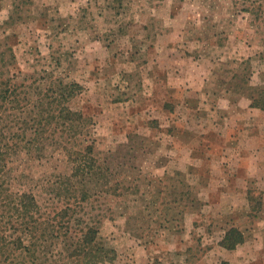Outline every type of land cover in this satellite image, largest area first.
<instances>
[{"label":"rangeland","instance_id":"obj_1","mask_svg":"<svg viewBox=\"0 0 264 264\" xmlns=\"http://www.w3.org/2000/svg\"><path fill=\"white\" fill-rule=\"evenodd\" d=\"M166 33L165 38L184 40L180 44L190 49L184 57L211 71L212 90H229L235 100L238 93H252L250 86L264 87V0H0V83L13 75L19 83L27 77L26 83L48 90L77 82L83 91L67 105L82 112L86 124L71 132L53 127L40 144L28 143L31 132L24 137V127L15 125L13 132L26 140H7L13 145L0 167V186L4 196L33 194L52 216L67 206L77 210L81 227H99L104 244L116 250V260L104 264H245L250 253L218 246L226 228L220 218L218 224L205 219L211 211L203 190L206 167L201 163L199 171L171 155L172 140L163 133L172 129V118L188 113L178 107L171 114L175 106H163L161 77L168 70L165 60L153 62V47ZM155 83L158 96L145 97L155 93ZM161 136L168 143L158 141ZM91 142L99 164L111 169L101 180L73 176L76 155L70 153L83 152ZM166 165L167 182L196 204L182 224L161 229L159 214L148 208L159 201L158 185L149 184L166 178L157 170ZM119 185L130 190L115 192ZM253 192L257 204L263 196ZM165 200L173 199L160 196ZM21 258L0 256V264Z\"/></svg>","mask_w":264,"mask_h":264},{"label":"trees","instance_id":"obj_2","mask_svg":"<svg viewBox=\"0 0 264 264\" xmlns=\"http://www.w3.org/2000/svg\"><path fill=\"white\" fill-rule=\"evenodd\" d=\"M18 78L19 75H13L0 83V167L4 165L6 156L10 148L12 149L13 144H9L7 140H26L13 132L15 125L20 130L22 126L24 127L22 130L24 137L31 132L34 138L27 140L30 144L43 142L45 140L43 133L53 127L55 130L64 129L71 132L73 128L86 126L84 114L73 111L67 105L83 91L79 83L62 82L59 88L48 90L26 83L27 77L24 82L19 83ZM249 89L252 91L248 93L252 105L264 110V87L250 86ZM5 116L10 119L9 122ZM16 136L18 138H14ZM91 143L85 146L83 152L77 150L70 153V157L76 155L74 163L77 166L73 176L101 180L111 169L109 167L105 169L99 164L94 142ZM53 145H62V142L54 141ZM64 148L67 149L66 146ZM154 184L158 185L159 201L155 198L154 203L148 208H153L154 212L159 214L158 227L162 229L168 225L182 224L186 210L190 205L196 204L195 198L189 199L186 197L188 193L177 191L179 189L176 186L164 184V179L151 181L149 187ZM183 186L185 190L187 189L186 192L192 193L193 189L190 186ZM119 190L129 191L130 188L122 189L119 185L114 189L115 192ZM3 193L0 186V256L5 260L8 255L22 256L20 261L10 260V264H104L116 260V250L104 244L99 227L89 224L81 227L83 220L71 206L52 216L43 211L37 198L31 193L25 192L18 197L9 194L4 196ZM253 194L254 192L250 191L252 204L255 203ZM162 195H169L173 200L160 202ZM88 197L87 189L83 191L82 200L86 202ZM254 205L252 210L258 212L263 202L260 199ZM245 241L243 232L233 227L227 231L220 245L228 250H236ZM221 264L230 263L223 261Z\"/></svg>","mask_w":264,"mask_h":264},{"label":"crops","instance_id":"obj_3","mask_svg":"<svg viewBox=\"0 0 264 264\" xmlns=\"http://www.w3.org/2000/svg\"><path fill=\"white\" fill-rule=\"evenodd\" d=\"M166 35L170 34L162 35L153 47L156 57V62L155 58L153 62L157 64L165 60L168 70L161 77L166 90V95L162 94L165 97L163 106L166 108L168 103L174 105L171 114H175L178 107H184L183 110L188 112L183 114V118H172L169 122L172 129L163 132L172 140L170 153L178 160L198 167L199 171L206 167L204 173L209 181L203 190H206V201L209 202L206 206L211 211L205 219L212 223L220 218L219 222L226 227L218 246L226 250L220 242L229 229L238 228L246 241L236 250L226 251L237 252V255L250 253L252 257L245 264H264V208L252 215L254 203L250 200V191L258 189L262 193L264 207V110L254 107L248 95L238 93L239 97L233 100L229 90H212L209 81L211 71L195 58L183 56L190 52L188 46L180 44L183 39L176 41L165 38ZM157 84L155 93H146L145 97L158 96ZM210 116L213 118L208 119ZM166 138L158 137V141L168 143ZM189 147L185 154L181 153ZM157 170L161 171L160 177L166 176L168 166ZM175 175L178 176V172ZM170 179L171 176L167 175L164 184L171 187L167 182ZM182 180L178 184L183 186Z\"/></svg>","mask_w":264,"mask_h":264}]
</instances>
